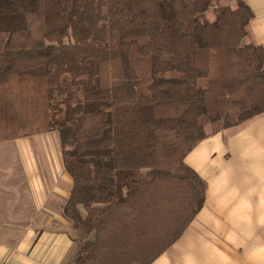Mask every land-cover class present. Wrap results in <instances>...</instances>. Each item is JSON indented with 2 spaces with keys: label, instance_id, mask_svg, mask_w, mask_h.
Wrapping results in <instances>:
<instances>
[{
  "label": "trees",
  "instance_id": "trees-1",
  "mask_svg": "<svg viewBox=\"0 0 264 264\" xmlns=\"http://www.w3.org/2000/svg\"><path fill=\"white\" fill-rule=\"evenodd\" d=\"M235 3L0 0V140L57 132L70 264H151L205 200L187 153L264 112V51Z\"/></svg>",
  "mask_w": 264,
  "mask_h": 264
},
{
  "label": "crops",
  "instance_id": "crops-1",
  "mask_svg": "<svg viewBox=\"0 0 264 264\" xmlns=\"http://www.w3.org/2000/svg\"><path fill=\"white\" fill-rule=\"evenodd\" d=\"M244 1L253 12L248 38L264 51V0ZM29 136L0 140L28 153L19 177L10 170L0 176L5 188L0 192V264H70L74 241L62 206L72 179L64 170L59 140L57 158L52 146L38 140L48 144V164L39 167ZM185 162L205 181V200L182 235L151 264H264V112L202 139ZM9 196L21 199L11 205Z\"/></svg>",
  "mask_w": 264,
  "mask_h": 264
},
{
  "label": "rangeland",
  "instance_id": "rangeland-1",
  "mask_svg": "<svg viewBox=\"0 0 264 264\" xmlns=\"http://www.w3.org/2000/svg\"><path fill=\"white\" fill-rule=\"evenodd\" d=\"M220 3L222 4H229V6L234 7L236 6L235 0H220ZM206 17L207 19L211 20L214 18V14L212 12V10H208L206 12ZM28 139L32 140V153L34 155H38L36 156V159L38 161V165L39 167H45L48 163H46V152H45V147L48 144V147L52 146V152L54 151V154L57 156L59 155L60 151H59V146H58V135L56 131H52L49 133H45V134H34L31 135L29 137H27ZM42 139V140H41ZM45 141L44 146L41 145V143L39 141ZM13 141H0V176L5 173L6 170H10L11 171H15V175L16 177H19V173L21 172V170L23 171V167L24 164L27 161V157H28V153H24L22 152L23 148L19 147V146H15L13 145V143H11ZM49 150V149H48ZM24 151V150H23ZM51 153V150H50ZM40 154H42V156H40ZM45 159H44V158ZM8 177L10 176L9 173L7 172ZM3 176H6L3 174ZM8 190V189H7ZM5 191L4 186H2L0 184V192ZM19 198L21 199L20 196H18V200L15 202L14 199H11V197H6V201H8V203H10L11 205H14L15 203H17L19 201ZM5 200V199H4ZM5 203V201H4ZM69 227H70V232H71V236L73 238L74 236V231L71 228V223L69 222ZM77 251V243L74 242L73 245V250L70 253V258L74 257ZM74 255V256H73Z\"/></svg>",
  "mask_w": 264,
  "mask_h": 264
}]
</instances>
